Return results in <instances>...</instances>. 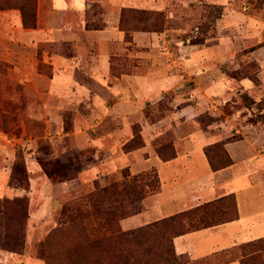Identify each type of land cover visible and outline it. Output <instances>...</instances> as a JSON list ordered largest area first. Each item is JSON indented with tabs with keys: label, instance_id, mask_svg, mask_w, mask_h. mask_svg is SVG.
I'll use <instances>...</instances> for the list:
<instances>
[{
	"label": "crops",
	"instance_id": "crops-1",
	"mask_svg": "<svg viewBox=\"0 0 264 264\" xmlns=\"http://www.w3.org/2000/svg\"><path fill=\"white\" fill-rule=\"evenodd\" d=\"M228 5L226 10L232 11L233 4ZM95 7L100 12L93 20L103 22V30L86 28L87 14ZM124 8L166 11L168 0H38L35 28L23 25L19 10L0 9V64L6 68L1 74V94L8 100L24 97L27 116L43 121L46 127L45 134L28 140L0 135V204L5 199L27 197L29 227L36 215L42 218L52 209L59 210L63 205L62 191L72 190L84 179L91 181L87 188L95 189L96 181L101 184L105 180L110 185L121 180L119 174L126 168L132 175L155 171L159 189L144 198L142 213L121 220V228L133 230L234 194L237 220L178 236L173 243L177 255L188 257V264H242L241 246L264 238V154L251 146L254 139L264 143V133H260L263 129L260 124H248V131L237 128L236 133L243 135V139L226 144L233 164L213 171L204 149L227 140L229 135L224 129L226 124L235 125L233 120L220 124L223 129L217 123L203 129L195 117L209 109L199 103L150 122L145 116L147 104L182 89L189 79V65L182 57L163 53V44L170 39L169 30L134 32L133 40L126 41L120 29ZM192 59L201 67L216 61L208 54ZM200 72L209 78L208 70ZM218 78L225 79L224 89L220 88ZM210 80L203 90H198L208 101L211 95L229 96L226 78L213 73ZM243 83L249 86L246 80ZM191 111L194 114L190 116ZM31 112L39 113L35 116ZM65 112H72L70 132L63 130ZM184 115L189 117L176 122V157L165 162L156 152L161 144L156 146L155 140ZM136 124L141 126L145 145L126 153L123 148L133 139ZM191 125L192 132L188 129ZM41 139L55 145L56 153L93 149L98 160L100 154L103 157L81 171L77 179L54 183L37 158L36 148ZM23 142L28 146V189L13 187L10 182L17 147ZM234 145L241 146V156L234 155ZM39 188L45 194L41 195L37 213L35 197ZM52 190H58L59 195H52ZM23 257L3 251L0 264H21Z\"/></svg>",
	"mask_w": 264,
	"mask_h": 264
},
{
	"label": "rangeland",
	"instance_id": "rangeland-1",
	"mask_svg": "<svg viewBox=\"0 0 264 264\" xmlns=\"http://www.w3.org/2000/svg\"><path fill=\"white\" fill-rule=\"evenodd\" d=\"M185 1L186 3L183 4L182 0H168L166 12L171 19L169 24L170 29H168L170 31V39L163 44L162 51L176 58L182 57L188 62L189 79L185 81V86L182 89L169 92L158 102L147 104L145 107V116L150 122H154L164 117L172 116L173 113L188 105L197 106L199 103H202L209 110L203 111L195 119L203 129H208V126L213 123H217L219 128L223 129L224 127H221L220 124L229 119L235 123V125L226 124V128L224 129L226 130L225 133L229 135L227 140H231L230 142L241 141L243 135L236 133V129L239 128L248 131V124L254 126L260 124L259 127L263 129L260 133L263 135L264 0H221L220 2L216 0ZM0 3L12 4L13 1L0 0ZM228 4H233L232 7L234 8L232 11L226 10V7L229 6ZM35 5L36 13H38V0H35ZM12 9L19 10L17 7ZM94 12H100L98 7L91 9L90 15ZM199 54L211 55V57L216 58V61H209V63L205 64L206 66H198L192 57ZM201 70H208V74H210V76L208 75L209 78H206L207 74L203 77L200 72ZM5 71L6 68L0 64V135H5V137L7 136L9 138H26L28 140L31 137L35 138L45 134L46 127L43 121L34 117L32 118V115L27 116V112L24 110L26 102L24 97H15L13 100H8L6 96L1 94V74H4ZM213 73L228 80L226 86H228L227 91L230 94L226 98L219 95L221 99L211 95V100L208 101L199 91L201 88L203 90L209 84ZM217 80L221 81L219 84L220 88L224 89L222 81H225V79L218 78ZM245 80L249 83V86H247V83H243ZM229 82H231V85H229ZM17 90L20 91V88H17ZM38 113L31 112L35 116ZM65 113L66 124L63 130L70 132L73 130L71 123L72 112ZM193 114L191 111L190 116ZM188 117L189 115H184L179 118L176 117L178 119L173 121L174 125L172 128H169L166 133L158 137L155 140V145L161 144L159 146H166L171 144L174 146L173 140L176 135V122L180 118L186 119ZM188 129L192 132L194 126L191 125ZM253 141L251 143L252 148L264 154V143H260L258 139H254ZM25 144L27 143L23 142L17 147V155L21 157L18 161L17 159L15 160L10 181L13 187L17 186L24 189V181H20L21 177L16 175L14 170L18 163L21 164L22 155L25 158V151L28 148ZM67 144L71 145L69 142ZM55 147L49 140L41 139L36 148L37 158L44 159L45 161L60 160L64 164L71 163L72 167L68 172L77 174V178L81 171L87 169L95 162H100L103 157L100 154L98 157L100 160H98L93 149L83 151L72 149L62 154V150L56 153ZM232 149L234 155L237 157L242 155L243 150L241 146L234 145ZM164 154L169 155L170 151L165 149ZM119 177H121V180L116 182L123 180L122 172L119 174ZM52 181L54 183L60 182L58 180ZM147 181H151L156 188V179L151 176H146L144 182ZM37 182L39 185L40 179L37 178ZM87 182L91 183L89 179H84L78 186L73 187L72 190L70 189L66 193L63 190L61 196L63 202L62 207L59 210L52 209L48 216L45 215L42 218L36 215L29 227L27 226L24 208L20 201H16L17 199H5L1 201L0 253L9 251L24 255L21 264H106L103 254L99 255L97 252H88L87 255L90 259H87L85 263L79 260L77 250L70 254L64 253L63 251L65 249L71 250L75 242L67 233H63L64 237H62L61 234L56 232L70 218L66 217L64 221L61 219L63 207L73 201L85 198L95 191L96 185L95 189L87 188ZM101 184L107 185L105 180ZM101 184H99L100 187H103ZM79 186H82V189H79ZM77 189L83 192H79ZM43 191L44 189L42 188L37 190L35 197L36 210L41 206L40 203L43 199L41 195L45 194ZM50 193L54 196L59 195L58 190H52ZM70 194L74 195L72 199L69 197ZM232 204L233 201L231 200L230 205L232 206ZM136 206L138 207V204ZM134 210V207L129 208L127 212L132 213ZM38 211L39 209L37 213ZM37 218L38 221L36 220ZM120 229L124 231L121 226ZM167 248H169L168 243ZM245 251H248V249L242 248L241 246L240 254L242 257ZM237 255L240 256L239 253ZM262 255L263 257L249 264H264V252ZM184 262L185 260H180L177 263L184 264Z\"/></svg>",
	"mask_w": 264,
	"mask_h": 264
},
{
	"label": "trees",
	"instance_id": "trees-1",
	"mask_svg": "<svg viewBox=\"0 0 264 264\" xmlns=\"http://www.w3.org/2000/svg\"><path fill=\"white\" fill-rule=\"evenodd\" d=\"M10 1L13 3H0V9L17 7L21 11L23 25L26 28H35L37 26L35 0ZM90 14L91 11L86 18L87 30H103L106 25L101 21L93 20L97 13ZM170 22L171 19L166 11L124 8L120 19V29L125 33L126 41L131 42L134 32L163 33L170 29ZM141 131L139 124L134 125V137L123 148L126 153L144 147ZM230 141H222L204 149L213 171L233 164L226 149V144ZM165 149L170 151L169 155L164 154ZM156 152L165 162L176 157V151L171 144L157 146ZM20 157L17 155V161ZM21 159V164L18 163L14 171L21 177L20 181H24L25 189H28L29 175L24 155ZM38 160L51 180L65 182L77 178V174L68 172L71 170V163L64 164L60 160L45 161L41 158ZM122 176V181L104 187H100L99 182L96 181V189L93 193L63 207L61 219L64 221L66 217L70 218L56 232L62 237H64L63 233H67L75 242H72L73 248L65 249L64 253L70 254L77 250L82 263L90 259L88 252H97L99 255L103 254L106 264H178L180 260H185L184 264H188L187 256H179L175 252L173 240L176 237L239 218L236 197L231 194L137 229L122 231L120 221L142 213L145 210L144 198L150 192L159 189L155 171L132 175L126 168L122 171ZM146 176L157 180L156 188L151 181L144 182ZM231 200L233 201L232 206L230 205ZM16 201H20L23 205L27 220L29 199L25 197ZM133 207L135 210L128 213L127 209ZM167 243L169 248H167ZM242 248H247L248 251L244 252L241 263L249 264L263 257L264 238L247 243Z\"/></svg>",
	"mask_w": 264,
	"mask_h": 264
}]
</instances>
